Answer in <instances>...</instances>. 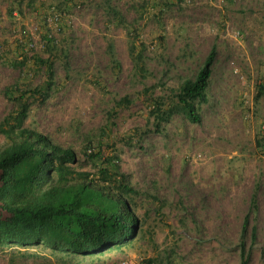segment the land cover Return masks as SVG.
<instances>
[{"label": "rangeland", "instance_id": "374dc122", "mask_svg": "<svg viewBox=\"0 0 264 264\" xmlns=\"http://www.w3.org/2000/svg\"><path fill=\"white\" fill-rule=\"evenodd\" d=\"M15 1L0 0V121L13 108L6 87L44 85L47 77L31 59L22 71L8 59L48 57L51 90L29 100L25 126L70 147L84 171L94 172L84 151L114 157L137 191L140 232L128 248L61 260L42 247H9L0 250V264H239L241 239L247 264H264V97L254 101L264 81V0H108L124 25L105 14L106 0ZM45 32L57 41L50 57ZM131 43L142 52V74ZM212 48L200 121L175 112L159 122L151 100L171 106ZM124 96L128 107H115Z\"/></svg>", "mask_w": 264, "mask_h": 264}, {"label": "trees", "instance_id": "16d2710c", "mask_svg": "<svg viewBox=\"0 0 264 264\" xmlns=\"http://www.w3.org/2000/svg\"><path fill=\"white\" fill-rule=\"evenodd\" d=\"M22 1L16 0L15 5L20 6ZM103 6L112 21L124 25L122 14L110 1L106 0ZM13 10L9 9V14ZM41 39L42 48L49 52V57L58 51L57 41L48 32ZM22 46L19 44L18 49ZM107 54L112 64L118 66L112 43L107 45ZM129 54L134 70L144 73L142 52H136L133 43ZM214 56L215 49L212 48L195 76L179 85L171 106L164 109L158 98L151 100L150 114L161 122L179 112L191 123H198L199 106L206 101ZM27 59L45 66L47 77L44 85L19 88L14 84L3 91L13 108L0 121L3 137L0 145V250L42 247L61 260L74 254L101 255L107 250L132 246L140 232V220L134 213L137 191L114 163V157L107 159L99 152L84 151L94 172L84 171L70 147L25 126L31 107L29 100L47 97L54 76L51 60L37 54L8 59L7 65L22 71ZM263 97L264 81L261 79L256 83L254 101ZM130 103L126 96L114 101L117 108L128 107ZM113 113L115 109L110 110L109 116ZM257 144L261 145L260 142ZM254 208L253 196L251 209ZM246 225L247 217L243 220L242 232ZM255 239L253 227L251 242ZM239 247V264H247L242 239ZM152 263V260L146 261V264ZM10 264H13L12 260Z\"/></svg>", "mask_w": 264, "mask_h": 264}, {"label": "built area", "instance_id": "2783aa9c", "mask_svg": "<svg viewBox=\"0 0 264 264\" xmlns=\"http://www.w3.org/2000/svg\"><path fill=\"white\" fill-rule=\"evenodd\" d=\"M118 264H132V262L128 260L127 258H123L119 261Z\"/></svg>", "mask_w": 264, "mask_h": 264}]
</instances>
